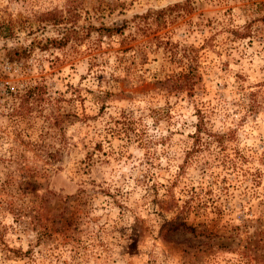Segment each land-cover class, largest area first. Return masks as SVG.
Returning <instances> with one entry per match:
<instances>
[{
  "label": "rangeland",
  "instance_id": "1",
  "mask_svg": "<svg viewBox=\"0 0 264 264\" xmlns=\"http://www.w3.org/2000/svg\"><path fill=\"white\" fill-rule=\"evenodd\" d=\"M0 264H264V0H0Z\"/></svg>",
  "mask_w": 264,
  "mask_h": 264
},
{
  "label": "trees",
  "instance_id": "2",
  "mask_svg": "<svg viewBox=\"0 0 264 264\" xmlns=\"http://www.w3.org/2000/svg\"><path fill=\"white\" fill-rule=\"evenodd\" d=\"M194 77V74L192 73V70L189 68L188 72H187V78H192ZM185 84V83H184ZM184 84H175L173 85L174 87H181L183 86ZM190 85H188V88H189ZM172 87V86H171ZM170 88V87H169ZM201 118L199 117V119L197 120V122L195 123L194 125V131L192 133V137H194V141H199L200 140V133H201ZM222 139V135L221 134H218L216 133L215 134V141L220 144L221 143V140ZM196 146L195 144H193V146L191 147L190 151H196ZM184 225V224H183Z\"/></svg>",
  "mask_w": 264,
  "mask_h": 264
}]
</instances>
